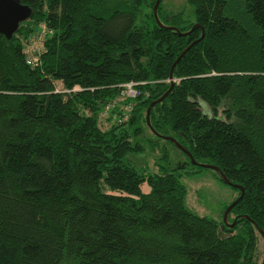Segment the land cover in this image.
Returning a JSON list of instances; mask_svg holds the SVG:
<instances>
[{
	"label": "trees",
	"instance_id": "trees-1",
	"mask_svg": "<svg viewBox=\"0 0 264 264\" xmlns=\"http://www.w3.org/2000/svg\"><path fill=\"white\" fill-rule=\"evenodd\" d=\"M20 1L32 18L0 34V264H263L264 0H189L195 22L161 0L164 27L157 0ZM159 135L244 188L233 229L186 207V167H139Z\"/></svg>",
	"mask_w": 264,
	"mask_h": 264
},
{
	"label": "rangeland",
	"instance_id": "rangeland-1",
	"mask_svg": "<svg viewBox=\"0 0 264 264\" xmlns=\"http://www.w3.org/2000/svg\"><path fill=\"white\" fill-rule=\"evenodd\" d=\"M163 9L176 14L183 11L186 20L191 19L195 22V7L190 4L189 0H163ZM44 26L47 27L46 24H41L39 28L42 29ZM36 35L37 33L25 44V54L31 64L39 62L44 51L42 47L44 42L41 44L42 40H39ZM58 88L60 89V86ZM202 106L203 110H208L205 103H202ZM103 124L102 128L106 129L108 122L106 121ZM166 154H168L169 158L167 160L161 159ZM134 158L140 163L139 167L146 168L150 173L157 172L160 165L170 166L171 169L186 167L185 170L181 171L191 174H184L182 177V182L187 190L185 204L188 209L200 217L218 222L224 221L226 207L238 197L237 191L222 182L214 170L193 167L182 152L168 141L160 140L159 149L156 152L152 151L147 145L145 152L134 156ZM143 189L148 192L150 188L144 185ZM260 253V261H262L264 257V241L262 237L260 238Z\"/></svg>",
	"mask_w": 264,
	"mask_h": 264
},
{
	"label": "water",
	"instance_id": "water-1",
	"mask_svg": "<svg viewBox=\"0 0 264 264\" xmlns=\"http://www.w3.org/2000/svg\"><path fill=\"white\" fill-rule=\"evenodd\" d=\"M161 4V0H157L155 7H154V16L158 22V24L161 27H164V25L161 23L159 16H158V9L160 7ZM33 16V11L32 8L28 5H24L22 4V2L20 0H0V34L6 36L8 39H11L18 31L20 25L28 20H30ZM199 28V25H195L189 32L184 33L182 35L186 36V35H190L192 32H194L195 30H197ZM169 29H173V30H177L174 27H169ZM179 34H181V32H178ZM205 37V30L204 28H202V36L200 39H198L197 41H195L194 43H192L177 59L176 63L174 64L172 71H171V79H173V73H174V68L176 67V65L180 62V60L186 55V53L194 46L196 45L198 42H200L203 38ZM173 87V85H172ZM168 93H166L162 98H160L159 100H157L156 102L152 103L150 108L148 109V114H147V119L149 122V118H150V114L151 111L153 109V107L158 104L163 102L166 97H167ZM160 136V135H159ZM161 138H164L165 140H168L170 142H172L173 144H175V146L181 150L182 152H184L191 160L193 165H199L202 166L203 168L206 169H211L214 170L215 172H217L221 179L223 180V182L226 185H229L235 189L240 190L241 195L240 197L235 200L225 211L224 214V223L231 229H233L236 225H237V221L238 219H236L232 224L229 223V215L232 212L233 208L244 198L245 195V190L243 187L239 186V185H234L232 184L227 177L224 175V173H222V171L212 165H206V164H199L197 163L194 159L193 156L191 155V153L184 148L182 145H180V143H178V141L172 137H164V136H160ZM245 219H249V217L245 216ZM258 230L260 232V234L262 235L263 239H264V231L258 227ZM264 264V262H263Z\"/></svg>",
	"mask_w": 264,
	"mask_h": 264
},
{
	"label": "built area",
	"instance_id": "built-area-1",
	"mask_svg": "<svg viewBox=\"0 0 264 264\" xmlns=\"http://www.w3.org/2000/svg\"><path fill=\"white\" fill-rule=\"evenodd\" d=\"M51 33L52 32L48 31V28L44 26L42 29H40L37 32L36 37H38L39 40H42L41 41V44H42L44 42V40H45V36L48 35V34H51ZM42 47H43V44H42ZM41 52H42V50H41ZM25 53H26V50H24V54ZM42 54H43V52H42ZM37 63L38 62H36V64ZM135 87H136V84H134V83H130V84L125 85V87H124L125 88L124 95L127 96V97H129V98H136L139 94H138V91L136 90ZM77 90H80V88L79 87H76L75 88V91H77Z\"/></svg>",
	"mask_w": 264,
	"mask_h": 264
}]
</instances>
